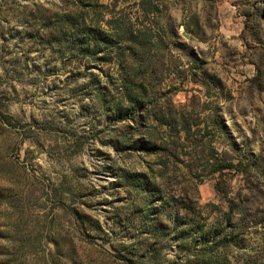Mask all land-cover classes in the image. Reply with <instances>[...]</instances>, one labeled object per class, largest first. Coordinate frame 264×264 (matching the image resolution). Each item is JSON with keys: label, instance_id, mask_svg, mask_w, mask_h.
Instances as JSON below:
<instances>
[{"label": "rangeland", "instance_id": "rangeland-1", "mask_svg": "<svg viewBox=\"0 0 264 264\" xmlns=\"http://www.w3.org/2000/svg\"><path fill=\"white\" fill-rule=\"evenodd\" d=\"M0 264H264V0H0Z\"/></svg>", "mask_w": 264, "mask_h": 264}]
</instances>
